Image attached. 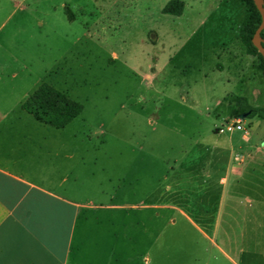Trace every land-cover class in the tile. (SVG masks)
Masks as SVG:
<instances>
[{"label":"rangeland","instance_id":"1","mask_svg":"<svg viewBox=\"0 0 264 264\" xmlns=\"http://www.w3.org/2000/svg\"><path fill=\"white\" fill-rule=\"evenodd\" d=\"M169 1L0 0V82L40 79L83 106L65 129L70 183L133 180L137 200L149 192L151 201L152 187L155 200L163 194L137 236L153 264H264V155H253L230 208L218 213L215 193L203 195L211 211L197 223L212 243L204 236L195 251V220L176 209L182 188L199 197L196 176L204 193L223 189L226 164L248 149L238 148L243 137L264 154V121L234 113L239 98L264 108V73L239 37L245 6L181 0L176 17L162 13ZM87 147L100 150L83 156Z\"/></svg>","mask_w":264,"mask_h":264},{"label":"crops","instance_id":"2","mask_svg":"<svg viewBox=\"0 0 264 264\" xmlns=\"http://www.w3.org/2000/svg\"><path fill=\"white\" fill-rule=\"evenodd\" d=\"M10 77L15 80V75ZM41 83L38 79V85L30 87L22 82H0V264H153L149 254L139 253L137 236L140 230L142 235L148 233L155 201L163 194L155 200L152 187L151 201L149 192L137 200V182L133 180L120 179L110 189L97 182L80 184L76 175L70 183L74 154L70 153V133L65 134L69 125L54 129L21 110V104ZM242 140L244 144L238 148L248 149L243 150L244 155L238 152L233 164H226L227 174L222 173L219 181L222 190H214L210 184L204 193L203 177L196 176L199 197L192 199L185 187L179 191L177 211L185 219L195 220L191 230L195 251L204 236L212 243L197 223L211 211L200 205L203 195L215 193L218 213L230 208L225 204L239 198L235 188L244 185L253 155H264L249 146V138ZM99 150L87 147L83 156ZM228 172L232 174L230 182ZM191 179L190 175L187 182L192 183ZM259 181L264 184V179ZM140 218H147L141 229ZM151 240L153 250L154 236Z\"/></svg>","mask_w":264,"mask_h":264},{"label":"trees","instance_id":"3","mask_svg":"<svg viewBox=\"0 0 264 264\" xmlns=\"http://www.w3.org/2000/svg\"><path fill=\"white\" fill-rule=\"evenodd\" d=\"M239 1L244 4L246 13L239 31L241 43L249 55L258 59L259 69L264 73L263 58L252 44L253 35L261 23V16L253 0ZM184 8L183 1L171 0L163 7L162 13L179 17ZM66 15L69 21L73 20V15L70 12H66ZM261 37L264 40V30L261 32ZM21 110L43 125L54 129H64L82 113L83 106L51 85L41 83L21 104ZM234 113L236 117L245 114L247 118H258L264 121V108H253L247 104L244 98L238 99Z\"/></svg>","mask_w":264,"mask_h":264},{"label":"water","instance_id":"4","mask_svg":"<svg viewBox=\"0 0 264 264\" xmlns=\"http://www.w3.org/2000/svg\"><path fill=\"white\" fill-rule=\"evenodd\" d=\"M253 3L261 16V23L253 35L252 44L262 56L264 61V40L261 37V32L264 30V1L253 0ZM245 116L246 115L240 116V118L243 119Z\"/></svg>","mask_w":264,"mask_h":264},{"label":"built area","instance_id":"5","mask_svg":"<svg viewBox=\"0 0 264 264\" xmlns=\"http://www.w3.org/2000/svg\"><path fill=\"white\" fill-rule=\"evenodd\" d=\"M240 122H241V121H236V122H235V126L232 127V128H234L235 130H238V131L241 130ZM236 160H237V159H236Z\"/></svg>","mask_w":264,"mask_h":264}]
</instances>
